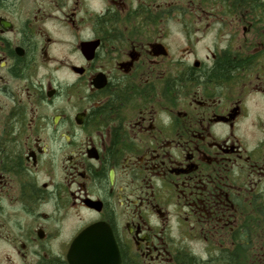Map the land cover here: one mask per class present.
Masks as SVG:
<instances>
[{
    "label": "flooded vegetation",
    "instance_id": "1",
    "mask_svg": "<svg viewBox=\"0 0 264 264\" xmlns=\"http://www.w3.org/2000/svg\"><path fill=\"white\" fill-rule=\"evenodd\" d=\"M116 257L264 264V0H0V264Z\"/></svg>",
    "mask_w": 264,
    "mask_h": 264
},
{
    "label": "water",
    "instance_id": "2",
    "mask_svg": "<svg viewBox=\"0 0 264 264\" xmlns=\"http://www.w3.org/2000/svg\"><path fill=\"white\" fill-rule=\"evenodd\" d=\"M106 228H107V226L104 225V224H93V225L87 227V228L83 231V233H82L80 236H88V237L95 236V233H94L93 231H95V230H101V229H106ZM79 238H80V237H79ZM77 240H78V239H77ZM77 240L73 243V247H72V248H75V245H76V243H77ZM73 252H74V250H73ZM93 253H94V254H97L98 251L94 250ZM115 253H116V256L119 255V254H118L117 247H116V252H115ZM116 258H117V257H116ZM70 261H71L72 264H83L82 262H80V261L77 260L76 258H70ZM96 261H97V260H94V259H93V260L91 261V264H97ZM119 262H120V259L117 258L115 264H119Z\"/></svg>",
    "mask_w": 264,
    "mask_h": 264
}]
</instances>
